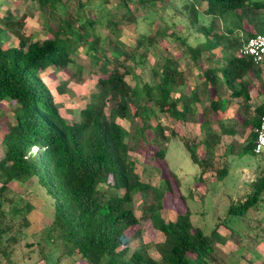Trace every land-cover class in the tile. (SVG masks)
<instances>
[{
	"label": "trees",
	"instance_id": "1",
	"mask_svg": "<svg viewBox=\"0 0 264 264\" xmlns=\"http://www.w3.org/2000/svg\"><path fill=\"white\" fill-rule=\"evenodd\" d=\"M36 1L39 9L51 18L57 6L69 0ZM89 1L79 3L70 20L53 19L56 23L52 35L41 41L27 42L14 30L13 22L3 21L0 27V102L10 106V119L6 118L4 130L0 129V259L8 258L18 235H30L28 215L34 209L29 201L23 202L19 197L17 205V201L7 197L8 185L24 186L35 180L50 201L51 221L46 238L59 257L76 256L84 264H225V259L216 254V243L231 239L240 244L248 237L264 238V230L256 228V218L249 216L264 208V161H260L262 167L257 168L249 182L253 193L230 204L226 218L218 222V227L230 229L227 236L217 234L218 227L204 234L194 226L186 198L181 194L178 200L183 211L176 213L173 221L166 220L162 216V200L179 190L177 177L170 171L168 176L164 175L159 165L160 169L155 171L161 178L158 186L152 188L140 180L127 155L129 151L153 146L155 158L165 164V145L160 139L166 127L160 119L166 116L180 121L186 115V108L177 111L179 98L171 96L177 88L182 90L186 75L178 71L175 60L163 57L149 68L148 82L130 87L124 80L129 74L124 63L137 55L127 51L118 35L124 28L134 32L137 19L127 0H116L115 9L107 12L108 17L101 24L96 18L82 16ZM98 1L105 4L108 0ZM146 1L159 0H136V5L143 6ZM192 1L203 4L202 13L211 21L200 29L202 42L195 46L182 43L188 58L195 64L200 61L199 52L219 48L226 61L220 71L225 85L231 86L250 74L258 77L264 69L263 60L253 64L249 58L233 53L247 38L255 34L264 36V0ZM196 9L189 4L190 17L198 16ZM101 27L106 33H100ZM8 33L16 36V46L6 45L1 39ZM156 35L164 38V32L157 31ZM152 42L151 37L137 40L134 50ZM79 47L85 48L88 61L97 69L96 92L79 111L78 121L68 123L58 114L38 74L49 67L60 72L74 66L71 76L78 75L81 67L75 64L74 54ZM234 95L242 96L246 102V85L234 90ZM261 96L252 119L244 126H258L264 114V88ZM114 118L126 121L128 129L124 130ZM152 119L154 125L150 124ZM168 131L180 140L190 160L205 169L207 165L202 166L191 144L176 128ZM254 136L246 145L251 154ZM227 169L221 167L219 177ZM143 192L152 195L141 207V218L163 236L162 242L154 246L157 258L146 253L144 244L130 248V242L140 238V230H135L134 197ZM240 257L245 264H264V259L260 260L255 253Z\"/></svg>",
	"mask_w": 264,
	"mask_h": 264
},
{
	"label": "rangeland",
	"instance_id": "2",
	"mask_svg": "<svg viewBox=\"0 0 264 264\" xmlns=\"http://www.w3.org/2000/svg\"><path fill=\"white\" fill-rule=\"evenodd\" d=\"M87 0H69L65 5H59L55 9L54 17L48 18L46 14L39 9L36 0H0V27L3 21L14 23L16 30L21 37L27 42L41 41L49 38L53 31L58 18H73L76 7L79 3L84 4ZM254 1V0H250ZM128 8L133 12V16L137 19L135 31L131 32L124 28L119 33V42L125 46L129 53L136 54L133 59L125 61L124 66L128 69L129 74L125 76V82L133 87L135 84H142L149 81V68L161 62V58L169 57L178 64V71L187 67L188 56L184 52V43L189 46H195L203 40L201 27L210 25V18L203 15V4L192 0H159L155 3L146 1L143 6L136 5V0H127ZM116 0H108L105 4L98 0H90L87 7L82 9V16L90 19L96 18L101 21V24L108 17L107 12H113L115 9ZM189 4L196 6L198 16L190 17ZM53 19H56L53 20ZM53 20V21H52ZM21 25V27L18 26ZM100 33H106V29L101 27ZM164 32V38H158L156 32ZM151 37L153 42L151 45H143L137 50H134L137 40ZM1 39L9 46H16V36L8 33L1 36ZM183 41V42H182ZM183 43V44H182ZM134 50V51H133ZM132 54V55H133ZM75 64L81 67V71L76 76H71L74 72V66L68 67L66 70L57 72L53 68H47L38 74L41 84L47 89L51 95L54 104L56 105L58 114L68 123L78 121V113L91 101V96L95 94L96 67L91 65L85 54V48L79 47L74 54ZM141 55L142 57H138ZM142 58V59H141ZM188 58V59H187ZM141 60V63L138 62ZM161 59V60H160ZM264 61V56H263ZM264 77V73H263ZM245 80L237 83L235 90L242 89L245 86ZM57 87L60 89L58 90ZM176 92L171 96L175 97ZM242 99L243 97L240 96ZM10 106L5 102H0V129L3 131V122L6 118L10 119ZM242 111V109H240ZM124 130L128 129V123L120 119H113ZM154 120L150 121L154 125ZM160 122L163 126L169 129L176 128L171 118L162 117ZM248 128V127H247ZM163 132V138L160 143L167 144L169 150H183L178 143L177 138L172 137L169 131ZM178 133V130H176ZM35 149H32L34 152ZM233 157L237 161V165H251L252 171H241L236 169L231 172L236 180H229L226 183V189L230 192L227 197L214 196L207 197L199 195L201 188L183 181L179 183V190L174 191V195H165L162 200V216L166 220L173 221L176 213L183 211V205L179 202L178 197L181 194L185 197L189 189L194 188L197 194H194V199L187 198V206L191 213V222L194 226L201 229L204 234H209L214 227H218V222L225 219L226 210L230 204H237L244 200L248 195L253 193V186L249 183L256 175L257 168L262 167V163L254 157L248 148L242 144H235L233 148ZM177 155H178V151ZM180 157V155H178ZM128 159L133 162L134 170L138 174L140 180L152 188H156L159 183L160 175L156 173V169L162 168L163 174L168 176L169 171L176 176L175 168L180 162H176V155L172 162L167 166L160 160L155 158L153 146H148L145 149L129 151ZM178 157V158H179ZM256 158V159H255ZM181 160H183L180 157ZM180 160V161H181ZM182 162V161H181ZM233 167V166H232ZM231 175V176H232ZM231 178V177H230ZM251 179V180H250ZM244 182V183H242ZM239 187H238V186ZM9 193L7 197L12 198L15 202L20 197L23 202H30L34 209L28 215L30 235L21 233L20 238L17 236V242L7 259L1 258L0 264H84L78 260L76 256L59 257L57 250L50 244L46 238L47 226L51 221V205L48 197L43 190L36 184L35 180L28 181L24 186L9 184ZM176 194V195H175ZM151 193L143 192L134 197L133 214L137 219L135 230H140V238L130 242V248H136L140 244L147 246L146 253L157 258L158 254L155 249L156 244H160L163 236L153 230L147 220L141 218V207L146 205L151 199ZM264 200V194L262 195ZM230 199V200H229ZM17 205L19 202H16ZM264 214V208L255 216L249 215L252 219L256 218V228L261 232L264 230V220H261ZM228 222V220H227ZM230 229L217 228V234L227 236ZM234 230H237L234 228ZM216 254L219 259L224 258L225 264H231L236 261L238 264H245L241 259V255H248L249 252L259 255L260 260L264 259V238L254 239L248 237L240 244L229 239L223 244L216 243ZM226 257V258H225Z\"/></svg>",
	"mask_w": 264,
	"mask_h": 264
},
{
	"label": "crops",
	"instance_id": "3",
	"mask_svg": "<svg viewBox=\"0 0 264 264\" xmlns=\"http://www.w3.org/2000/svg\"><path fill=\"white\" fill-rule=\"evenodd\" d=\"M233 54L237 56L236 52ZM198 59L200 61L195 64L188 59L187 67L179 70L186 76L183 79L182 90L179 88L176 90L175 97L179 98L176 108L179 112L186 108V115L183 116V120L173 122L178 134L191 144L193 153L202 166L204 164L207 166L202 169L194 164L183 145H181L183 150H169V146L165 144V149L162 150L163 161L167 166L172 162L174 168L176 167L174 159L176 158L177 163L180 162L181 165L175 168L180 185L183 181L189 183V179L194 186L201 188L199 195L209 198L227 197L230 192L226 189V183L230 179L237 182V178H234L231 172H235L237 168L240 172L252 171L251 165H247V169L245 166L237 165V161L232 158L234 154L232 150L236 143L247 148L246 145L254 134L255 127L244 126V123L252 119L253 109L262 101L264 69L260 71L258 77L250 74L241 79L246 81L247 100L244 102L240 96L234 95L235 87L240 81L231 86L223 82L220 71L226 65V61L219 48L199 52ZM176 140L180 143L178 139ZM224 166L228 168L227 173L219 177L221 174L219 169ZM196 192L194 188L187 191L186 203L187 198L194 199Z\"/></svg>",
	"mask_w": 264,
	"mask_h": 264
},
{
	"label": "built area",
	"instance_id": "4",
	"mask_svg": "<svg viewBox=\"0 0 264 264\" xmlns=\"http://www.w3.org/2000/svg\"><path fill=\"white\" fill-rule=\"evenodd\" d=\"M238 57L249 58L253 64H259L264 56V36L255 34L247 38L236 51ZM252 155L264 161V114L259 118L258 126L254 130Z\"/></svg>",
	"mask_w": 264,
	"mask_h": 264
}]
</instances>
